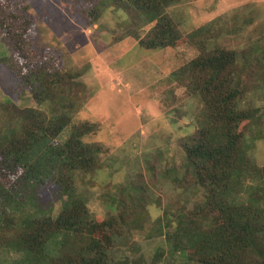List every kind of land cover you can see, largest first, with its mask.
Masks as SVG:
<instances>
[{
  "label": "trees",
  "instance_id": "trees-1",
  "mask_svg": "<svg viewBox=\"0 0 264 264\" xmlns=\"http://www.w3.org/2000/svg\"><path fill=\"white\" fill-rule=\"evenodd\" d=\"M13 1L0 0V8L13 19L22 20L14 14L16 9H25ZM166 1L98 0L88 13L96 20L109 4L134 8L155 21L140 45L158 49L176 45L181 39L180 31L163 12ZM26 19L20 22L24 30ZM0 25L5 35L14 38L15 27L12 29L1 18ZM209 29L208 24L189 33L199 54L173 73L200 98L202 110L197 116L204 122L182 139L183 164L163 172L180 187L198 188L201 196L174 217L166 213L165 225L173 230L163 228L161 218L155 230L166 236L171 253L181 252L192 263L264 264V165L250 156L245 131L259 117L258 109L239 106L246 87L241 79L246 71L256 65L257 78L264 76V37L252 51L238 45L207 48ZM26 34L13 41V49L22 59L19 62L13 57L19 64L12 69L18 73L19 88H15L20 94L30 91L38 105L21 107L11 99L0 101V248L8 250V255L12 250L22 252L8 264H159L163 250L156 251L151 260L118 255L130 243L132 229L143 228L149 215L151 199L145 183H130L132 191H123L125 197L113 196L115 212L104 218L94 217L87 207V197L77 192L76 173L96 169L103 153L100 145L85 140L86 132L92 133L93 126L96 130L94 122L71 123L82 98H72L66 91L77 83L79 73L62 69L54 56L43 51L28 56L21 44L31 42ZM70 123L72 132L60 142ZM42 166L48 171L36 176V169L43 170ZM48 183L57 185L61 196L66 195L57 215L51 214V208L45 210L48 203L42 202V206L41 200L39 209L32 205L25 210L26 193L30 191L35 203L38 189Z\"/></svg>",
  "mask_w": 264,
  "mask_h": 264
},
{
  "label": "rangeland",
  "instance_id": "rangeland-1",
  "mask_svg": "<svg viewBox=\"0 0 264 264\" xmlns=\"http://www.w3.org/2000/svg\"><path fill=\"white\" fill-rule=\"evenodd\" d=\"M95 1L98 0H15L20 9H25H16L14 14L22 20L13 19L12 14L0 8V18L5 24L9 22L12 29L15 27L13 38L5 35L0 25V101L11 99L21 107L38 105L30 91L20 94L15 88L18 73L12 70L19 68L13 57L22 61L13 49V41L26 31V39L31 42H21L24 53L32 57L33 52L43 51L54 56L62 69L79 73L77 83L66 91L72 98H82L71 123L94 122L96 130L93 126L92 133L86 132L85 140L100 145L103 151L96 169L79 171L75 176L76 190L87 197L90 213L97 218L108 217L115 212L113 198L125 197L123 191L130 193V183L147 185L149 215L143 228L132 229L130 243L118 255L151 260L156 251L163 250L159 264H196L187 261L181 252L171 253L166 236L155 230L159 218L165 228L166 213L174 217L201 196L198 188L180 187L163 174L166 169L183 164L185 151L181 141L204 122L197 116L202 110L200 98L192 95L173 73L199 54L189 33L208 24L207 48L216 44L238 45L252 51V46L264 37V0H168L162 9L180 31L181 39L176 45L158 49L140 45V39L155 25L154 20L126 4L116 3L106 5L100 16L92 20L88 8ZM25 19L27 30L20 24ZM232 27L239 31L234 32ZM257 68L252 65L242 76L246 87L239 106L258 109V120L245 131L250 156L264 165V76L257 78ZM71 123L61 134L60 142L72 132ZM42 167L43 170L36 169V176L49 169ZM38 190L36 204L31 201L30 191L26 193L24 209L29 211L32 205L39 209L41 200L42 206V202L48 203L45 210L51 208V214L57 215L66 195L61 196L59 187L51 183L42 184ZM21 255L13 250L8 255V250L0 248V264H8L10 258Z\"/></svg>",
  "mask_w": 264,
  "mask_h": 264
}]
</instances>
